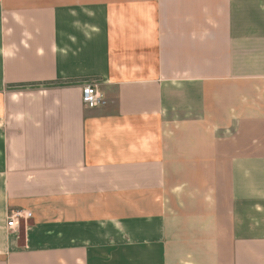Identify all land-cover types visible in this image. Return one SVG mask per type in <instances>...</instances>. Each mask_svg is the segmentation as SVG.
Masks as SVG:
<instances>
[{
	"label": "crops",
	"instance_id": "1",
	"mask_svg": "<svg viewBox=\"0 0 264 264\" xmlns=\"http://www.w3.org/2000/svg\"><path fill=\"white\" fill-rule=\"evenodd\" d=\"M0 264H264V0H0Z\"/></svg>",
	"mask_w": 264,
	"mask_h": 264
},
{
	"label": "built area",
	"instance_id": "2",
	"mask_svg": "<svg viewBox=\"0 0 264 264\" xmlns=\"http://www.w3.org/2000/svg\"><path fill=\"white\" fill-rule=\"evenodd\" d=\"M81 102L87 109H94L105 104L103 95L99 92L94 82H84L81 88ZM30 217L29 213L23 211H11L7 216L6 226L8 229L19 227L20 220Z\"/></svg>",
	"mask_w": 264,
	"mask_h": 264
},
{
	"label": "rangeland",
	"instance_id": "3",
	"mask_svg": "<svg viewBox=\"0 0 264 264\" xmlns=\"http://www.w3.org/2000/svg\"><path fill=\"white\" fill-rule=\"evenodd\" d=\"M20 224V223H19Z\"/></svg>",
	"mask_w": 264,
	"mask_h": 264
}]
</instances>
